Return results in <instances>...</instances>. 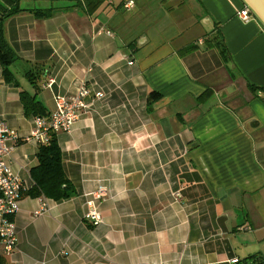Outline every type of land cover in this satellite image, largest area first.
I'll list each match as a JSON object with an SVG mask.
<instances>
[{"label": "crops", "instance_id": "crops-1", "mask_svg": "<svg viewBox=\"0 0 264 264\" xmlns=\"http://www.w3.org/2000/svg\"><path fill=\"white\" fill-rule=\"evenodd\" d=\"M19 8L2 22L17 86L0 64V120L30 134L21 92L47 115L56 94L85 86L104 96L87 98V113L55 134L76 195L23 194L17 247L1 264H264V27L237 17L240 1L21 0ZM37 153L33 141L13 145L22 193ZM98 185L108 196L94 226L85 202Z\"/></svg>", "mask_w": 264, "mask_h": 264}, {"label": "built area", "instance_id": "built-area-1", "mask_svg": "<svg viewBox=\"0 0 264 264\" xmlns=\"http://www.w3.org/2000/svg\"><path fill=\"white\" fill-rule=\"evenodd\" d=\"M237 17L247 22L252 18L249 10L242 6L237 11ZM107 34H109L107 32ZM54 79L49 78L46 86L51 88ZM103 94L92 93L90 89L83 86L73 95L64 97L54 95V109L47 117H32L33 128L28 136L20 137L18 133L10 129L7 123L0 120V254L10 256L17 247L16 227L14 217L19 209L23 186L20 179L10 168V154L13 145L17 142H31L43 145L48 143L51 133L60 131L67 132L72 126L87 113L89 107L86 99L93 97L94 100H101ZM89 198L85 202V217L97 226L101 223V215L98 203L104 201L108 196L107 188L98 185L96 190L87 195ZM174 200L180 201V194L173 195Z\"/></svg>", "mask_w": 264, "mask_h": 264}, {"label": "trees", "instance_id": "trees-1", "mask_svg": "<svg viewBox=\"0 0 264 264\" xmlns=\"http://www.w3.org/2000/svg\"><path fill=\"white\" fill-rule=\"evenodd\" d=\"M20 1L0 0V64L4 80L14 86H17V83L12 73L8 70V66L16 61V55L8 47L4 39L2 22L21 11L19 8ZM51 12L52 10H47L46 12H37V14L44 16L49 15ZM195 49V46H189L183 50V53H189ZM26 76L36 92L39 76L32 72L27 73ZM20 97L24 114L27 117H47L44 107L35 99L34 94L21 92ZM30 175L33 180V186L29 191L22 193V195L25 194V196L31 198L42 197L53 201L69 199L76 195L74 187L64 174L62 154L55 133L50 134L48 143L38 146L37 166L30 171Z\"/></svg>", "mask_w": 264, "mask_h": 264}, {"label": "water", "instance_id": "water-1", "mask_svg": "<svg viewBox=\"0 0 264 264\" xmlns=\"http://www.w3.org/2000/svg\"><path fill=\"white\" fill-rule=\"evenodd\" d=\"M245 6L252 17L264 27V0H239Z\"/></svg>", "mask_w": 264, "mask_h": 264}]
</instances>
